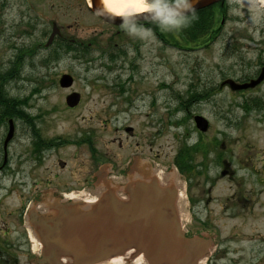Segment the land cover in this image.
<instances>
[{"label":"rangeland","instance_id":"1","mask_svg":"<svg viewBox=\"0 0 264 264\" xmlns=\"http://www.w3.org/2000/svg\"><path fill=\"white\" fill-rule=\"evenodd\" d=\"M66 9L73 14L72 17L64 16L63 12L52 5L51 0H0V74L11 68L18 56L22 61L18 74L6 82L5 92L9 94L8 98L16 97L18 100V112L29 117L31 113L42 115L45 123L43 136L61 138L56 143L57 148L52 149L44 159V166L51 167L59 159L70 160L71 154L77 151L84 153L87 158L89 146L76 144L74 141L81 137H91V144H94L97 152L113 149L117 153V167L123 166L121 163L128 153L139 152L143 161L151 160L163 171L168 170L167 184L172 182L175 186H184V179L177 176L173 163L182 143L200 140V134L194 131L197 129L194 116L202 115L209 122L208 131L203 134L204 140L216 139L223 150L227 146L225 149L230 151L228 155L238 156L243 161L254 155L258 160L255 159V167L264 178V80L259 85L244 90L220 87L228 78L238 82L256 79L264 69V0H225L222 4L224 14L221 9L216 8L220 31L208 45L187 44L180 36L181 46H173L167 42H159L152 34L141 35V57L136 61L130 50L129 60L119 63L124 61L128 68L124 71L123 78L133 76L134 90L144 92L145 97L147 93L149 95L143 102H136L129 115L124 112L113 118V113L127 110L129 106L119 103L110 109L111 100L105 102L101 97L109 98L114 94L108 90L91 94L89 87V82L101 74V70L94 69V65H105V59L96 57L88 63L90 58L75 56L71 52L56 54L62 49L59 44L45 46L54 18L63 28L68 24L77 25L74 8ZM80 22L76 27L84 35L86 28L93 23L89 18ZM172 35L174 39L179 36L177 33ZM134 63L137 67L132 71L128 66ZM48 65H53L52 69H46ZM64 72L74 76V87L85 95V100L76 110L68 109L59 100L65 93L58 83H53ZM195 94L201 95L196 98L193 97ZM153 95L157 97L156 106L152 105ZM151 112L155 115L152 116ZM158 118L162 120V130L166 128L165 135L157 140L152 152L149 147L139 148L136 143L142 141L140 134L152 132L146 126L147 121L153 120V129L158 128ZM126 125L133 126L139 135L127 138L128 134L122 129ZM6 133L7 129L1 123L0 157L1 140H4ZM120 141L123 142L122 145ZM31 144L33 140L28 130L23 122H19L15 136L11 139L9 152L13 165L23 156V171H28L33 166V160L27 153ZM211 148V157L209 154L208 158L205 157L207 153H195L197 160L213 164L217 148ZM42 167H37L38 175L41 174ZM215 174V169H212L211 177ZM239 176L244 174L240 172ZM9 179L11 180V176ZM26 180L31 181L32 174L31 177L27 175ZM216 180L218 181L214 183L219 185L215 186L213 196H223L222 200L226 201V205L230 203L227 200L232 202L239 199V195L233 199L235 186L230 185L227 177L219 176ZM196 182L201 186L203 177H199ZM245 183L239 194L249 197L251 182L246 180ZM195 190L200 193L202 189L195 186ZM261 200L262 202H255L252 212H241L238 207L235 208L237 211L230 209L224 212L214 205V227L219 231V239L214 244L222 243L225 245L222 248L233 251L227 257L222 256V259L217 255L214 264H245L243 260H239L242 256L239 250L244 245L240 238L256 231H264V193ZM19 203L15 193L6 197L2 210L6 220L7 213L18 207ZM215 248L216 246L211 248L209 255L213 254ZM124 257L121 264H147L139 257ZM232 257H235L236 263L231 261Z\"/></svg>","mask_w":264,"mask_h":264},{"label":"flooded vegetation","instance_id":"2","mask_svg":"<svg viewBox=\"0 0 264 264\" xmlns=\"http://www.w3.org/2000/svg\"><path fill=\"white\" fill-rule=\"evenodd\" d=\"M51 1L52 5L57 7L60 12H63L64 16L68 15L72 17L73 14L66 7L74 8L76 26L80 25V21L84 18H89L93 24H90L84 31L85 34L82 35L79 32V27L74 26V24H68L63 28L58 25L57 19L54 18L48 38L53 33L54 26L57 27V32L52 38L49 47L53 44H59L62 49H59L58 53L67 51L75 54V56L85 59L90 58L88 63L92 62L96 57L100 59L104 58L106 61L105 65H94L96 67L94 69L99 68L101 74L95 80L89 82L90 93L95 94L102 90L111 91L114 95L112 97L109 96L110 99L108 96L101 97L105 102L111 100L109 103L110 109H113L119 103H126L129 106L127 110H118L113 113L112 118L118 117L119 113L124 112L129 115V112L134 108V104L136 102H143L149 95L147 93L145 97L144 92L141 93L134 90L133 84L135 82L133 76L123 78L124 71L128 69L124 65V61L129 60L128 55L130 54V50H132L136 61L141 57L143 45L141 35H130L121 27V21L120 23H116L98 15L93 10V3L98 2L101 4L102 0ZM137 23L143 25L146 29H151L150 34L156 37L159 42L166 43V31L161 30L152 20L137 19ZM122 60L124 61L120 64L119 61L121 62ZM51 66L53 67V65L46 66V69H52ZM87 67L90 68V66ZM128 67L133 71L137 66L134 63ZM64 74L70 75L69 72H64L59 80L53 83H58L60 89L65 93L59 100L65 103L68 109L76 110L82 105L85 95L84 92L74 87L75 78L70 87H63L60 80ZM72 77L74 76L72 75ZM248 80L242 81L246 82ZM73 93H78L80 97L79 103L72 107L68 105V96ZM151 99L154 100L152 105L156 106V95L151 96ZM151 114L152 116L155 115L154 112H151ZM10 121L14 125L13 137L15 136L19 122H23L33 140V144H31L30 150L27 152L33 160V166L29 167L30 171H23L22 164L24 162L21 159L23 156H20V161L15 162L14 165L10 160L9 146L13 137L9 141H6L11 127ZM1 123L7 129V133L4 140H1L2 151L0 157V212L2 213L0 215V264H38L37 261L41 256L42 246L36 238L34 231L28 225L27 212L30 204L40 202L44 191L51 190L60 201L73 202L81 209L86 210L97 204L109 186L125 182L128 178V172L134 164H137L139 170H144L147 166L151 165L164 183L168 181V170L163 171L151 160L143 161L142 155L139 152L128 153L125 161L121 163L123 166L117 167L116 163L119 159L117 153L113 149L108 152H97L93 146L94 144H91V137H81L74 141L76 144H86L89 146L87 158L84 157V153L77 151L71 154L70 160L59 159L51 167L44 166V159L52 149L55 150L57 148L58 144L56 145V143L61 141V138L51 139L43 136L45 123L42 115L36 116L31 113V117H29L24 113L17 112L14 117L2 120L0 125ZM153 125V120L150 121L149 119L146 126L152 132L141 133L140 137L142 141L136 143L142 149L149 147L151 152L157 140L162 135H165L166 129L162 130L160 127L162 126V120L159 118L158 128L153 129ZM122 129L128 134L127 138L139 135L131 125H126ZM194 131L200 134V140L196 142L188 140L182 143L173 163L175 164L173 165L175 170H177V176L184 179V186L182 184L178 186V214L186 235L200 237L211 235L216 240L217 238L219 239V231L214 227L212 215L213 212L215 213L214 205L221 208L224 212L230 209L237 211L235 209L237 207L241 212H252L254 205H256L255 202H262L261 195L264 193V178L260 176L261 172L255 167V159L257 160V158L254 155L247 157L249 161L240 160L238 156L228 155L227 153L230 151L227 152L225 149L227 146L223 150V146H221V143L217 144L216 142L218 141L216 139L212 140L208 138L204 140V133L208 130L201 131L195 129ZM119 143L120 145L123 144L122 141ZM211 147L217 148L213 164L204 160H201L202 162L197 160L195 153H202L203 155L207 153L205 157L208 158L213 150ZM210 148L212 150H209ZM151 152L149 151V153ZM39 166H43V170L38 175L36 172ZM103 166H107L104 172L102 171ZM212 169H215L216 172L214 177H211ZM238 172H242L244 176H239ZM31 174L32 180L28 182L26 177L27 175L31 177ZM138 174L141 175L140 173ZM9 176H11V180ZM219 176L227 177L231 183L230 185L232 187L235 186L233 199H236V196L239 195L237 201L233 200L231 202V200H227L230 203L226 205V201L222 200L223 196H213V191L219 185L214 182L218 181L216 179ZM199 177H203L201 186L196 182ZM246 180L251 182V187L248 190L249 197L239 194L243 185L246 184ZM195 186L200 187L202 192L198 193L195 190ZM13 193L18 196L20 203L18 207L7 213L8 219L6 220L2 210L6 197L13 195ZM244 194H246L245 190ZM38 207L40 213L45 211L41 203L38 204ZM257 232L247 235L248 237L245 235L240 238L241 242H244V245L239 250V253L242 254L239 260H243L245 264H264V231L262 233ZM215 246L213 254L205 258L203 257L197 264H214L217 255L219 259H222V256L226 255L227 257V255L233 253V251L222 248L223 246L225 247L222 243H217ZM231 261L236 263L235 257H232Z\"/></svg>","mask_w":264,"mask_h":264},{"label":"water","instance_id":"3","mask_svg":"<svg viewBox=\"0 0 264 264\" xmlns=\"http://www.w3.org/2000/svg\"><path fill=\"white\" fill-rule=\"evenodd\" d=\"M224 0H194V10L212 6ZM93 10L109 21L120 23L122 18L105 11L102 3H93ZM137 19L152 20L147 13ZM57 32L51 34L47 45ZM264 80V69L256 79L239 83L227 79L221 86L244 90ZM73 77L64 74L63 87L73 84ZM79 94L68 96V105L79 103ZM196 127L206 131L208 120L202 115L194 117ZM7 136L14 134L10 121ZM108 166V165H107ZM107 166L102 167L106 171ZM140 173L141 175H139ZM139 175V176H137ZM178 189L171 182L162 184L153 173L152 166L139 170L131 166L125 182L109 186L97 204L81 209L73 202H62L53 191H44L40 202H34L27 212L28 225L40 241L42 250L38 264H102L112 258L143 256L147 264H197L214 246L211 235L187 236L182 228L177 209ZM44 206L40 213L38 204Z\"/></svg>","mask_w":264,"mask_h":264},{"label":"clouds","instance_id":"4","mask_svg":"<svg viewBox=\"0 0 264 264\" xmlns=\"http://www.w3.org/2000/svg\"><path fill=\"white\" fill-rule=\"evenodd\" d=\"M102 7L113 19L121 17V27L134 36L151 33L137 23L141 13L150 15L163 31L179 30L196 19L194 0H102Z\"/></svg>","mask_w":264,"mask_h":264},{"label":"trees","instance_id":"5","mask_svg":"<svg viewBox=\"0 0 264 264\" xmlns=\"http://www.w3.org/2000/svg\"><path fill=\"white\" fill-rule=\"evenodd\" d=\"M217 7L219 8L218 10L221 9V13L224 14V12H222V5L220 3L197 10L195 11L196 19L191 20L186 27H183L179 30L166 31V42L168 44L181 46V42L179 41V37L181 36L180 38L186 43L188 42L189 44L192 43L195 45H200L203 43L208 45V43L212 41L220 31V19L217 20ZM173 33H177L179 36L175 37L174 39L172 35ZM56 54H58V51ZM21 64V57L18 56L12 67L0 74V122L2 120L14 117L18 112L16 108L18 106V100L16 97L8 98L9 94L5 92V89L6 82L18 74V68ZM199 95L201 94H195L193 97L198 98Z\"/></svg>","mask_w":264,"mask_h":264},{"label":"bare ground","instance_id":"6","mask_svg":"<svg viewBox=\"0 0 264 264\" xmlns=\"http://www.w3.org/2000/svg\"><path fill=\"white\" fill-rule=\"evenodd\" d=\"M129 254H131V253H128L127 255H129ZM124 258H125L124 256L115 257V258L110 259L107 262L102 263V264H121L124 261L123 260ZM139 258H141L144 261V258L142 255H140Z\"/></svg>","mask_w":264,"mask_h":264}]
</instances>
